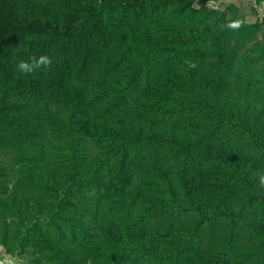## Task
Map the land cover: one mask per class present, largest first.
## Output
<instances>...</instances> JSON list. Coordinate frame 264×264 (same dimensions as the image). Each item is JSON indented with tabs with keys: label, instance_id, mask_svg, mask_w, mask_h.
Returning <instances> with one entry per match:
<instances>
[{
	"label": "trees",
	"instance_id": "16d2710c",
	"mask_svg": "<svg viewBox=\"0 0 264 264\" xmlns=\"http://www.w3.org/2000/svg\"><path fill=\"white\" fill-rule=\"evenodd\" d=\"M261 179L264 0H0L8 259L264 264Z\"/></svg>",
	"mask_w": 264,
	"mask_h": 264
},
{
	"label": "clouds",
	"instance_id": "9594fccd",
	"mask_svg": "<svg viewBox=\"0 0 264 264\" xmlns=\"http://www.w3.org/2000/svg\"><path fill=\"white\" fill-rule=\"evenodd\" d=\"M238 26V25H234ZM52 64V59L48 55L33 56L27 60H20L16 64V69L22 74H32L39 69L48 68ZM259 188L264 189V179L259 181Z\"/></svg>",
	"mask_w": 264,
	"mask_h": 264
},
{
	"label": "rangeland",
	"instance_id": "374dc122",
	"mask_svg": "<svg viewBox=\"0 0 264 264\" xmlns=\"http://www.w3.org/2000/svg\"><path fill=\"white\" fill-rule=\"evenodd\" d=\"M0 259L1 260H5V261H9V263L11 262L12 264H28L27 262L23 261V260H10L7 258L5 251L3 250V248H0Z\"/></svg>",
	"mask_w": 264,
	"mask_h": 264
},
{
	"label": "built area",
	"instance_id": "2783aa9c",
	"mask_svg": "<svg viewBox=\"0 0 264 264\" xmlns=\"http://www.w3.org/2000/svg\"><path fill=\"white\" fill-rule=\"evenodd\" d=\"M0 264H12V263L11 262L9 263V261H5V260L0 259Z\"/></svg>",
	"mask_w": 264,
	"mask_h": 264
}]
</instances>
